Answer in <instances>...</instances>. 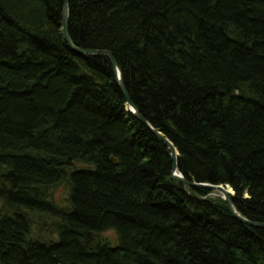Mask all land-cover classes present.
Here are the masks:
<instances>
[{
  "label": "trees",
  "instance_id": "1",
  "mask_svg": "<svg viewBox=\"0 0 264 264\" xmlns=\"http://www.w3.org/2000/svg\"><path fill=\"white\" fill-rule=\"evenodd\" d=\"M64 1L0 0V264H264V229L175 181L110 61L72 51ZM69 9L73 44L112 54L185 180L230 186L239 214L264 223V0ZM36 219L49 240L32 237Z\"/></svg>",
  "mask_w": 264,
  "mask_h": 264
},
{
  "label": "water",
  "instance_id": "2",
  "mask_svg": "<svg viewBox=\"0 0 264 264\" xmlns=\"http://www.w3.org/2000/svg\"><path fill=\"white\" fill-rule=\"evenodd\" d=\"M69 1L70 0H65L64 1V7H63V12H62V31L64 34V38L67 42V44L70 46L72 51L80 56L81 58L87 57V56H105L110 63L112 64L114 74L117 80V83L119 85V88L125 97L127 101V109L129 112H131L136 119H138L139 122H141L162 144L168 147L171 155V159L173 162V171H172V178L181 183L182 186L187 189V188H196V189H204L206 191H213V192H218L221 193L224 201L227 203L228 208L230 210V213L232 216L237 219L238 221L242 222L245 225H248L253 228L257 229H264V224L262 223H255L252 221L247 220L246 218L242 217L239 212L236 210L232 197H230V192H229V187L226 186H216V185H210V184H198V183H193L185 180L184 176L179 172L178 168V160H179V152L174 146V144L167 138L165 137L161 132L155 130L147 121L146 119L139 113L137 108L132 104L129 98V94L126 88L125 81L123 79L122 72L112 56L110 52H105V51H96V50H82L77 48L70 37L69 33V24H70V9H69ZM231 189V188H230ZM233 193V192H232ZM89 238H91V235H89Z\"/></svg>",
  "mask_w": 264,
  "mask_h": 264
},
{
  "label": "rangeland",
  "instance_id": "3",
  "mask_svg": "<svg viewBox=\"0 0 264 264\" xmlns=\"http://www.w3.org/2000/svg\"><path fill=\"white\" fill-rule=\"evenodd\" d=\"M179 156H180V154H179ZM178 168H179V166H178ZM193 183H195V182H193ZM198 184H208V183H198ZM210 185H212V184H210ZM220 186H223V185H220ZM226 187H229L228 190L230 192V197H232V200H233V203H234L235 192L233 191V189L230 186H226ZM207 192L212 193L210 196H213L214 198L222 199L224 201V198H223L221 193L213 192V191H207ZM64 195H65V192L62 191V190H58L55 193L56 201L59 202V204H61V205H63V201L62 200L64 199ZM235 208H236V206H235ZM236 210H237V208H236ZM50 230H52V228H51V226H49L48 222H44L42 219H39V220L36 219V220H34V225L32 226V231H31L32 234L31 235H32V237L34 239L35 238L36 239L42 238V239H48L49 240L51 238L50 237ZM104 239L107 240V241L115 242L116 241V235L113 232H109V233L105 234Z\"/></svg>",
  "mask_w": 264,
  "mask_h": 264
},
{
  "label": "bare ground",
  "instance_id": "4",
  "mask_svg": "<svg viewBox=\"0 0 264 264\" xmlns=\"http://www.w3.org/2000/svg\"><path fill=\"white\" fill-rule=\"evenodd\" d=\"M231 191V190H230ZM255 223H259V222H255ZM262 224H264V223H262Z\"/></svg>",
  "mask_w": 264,
  "mask_h": 264
}]
</instances>
